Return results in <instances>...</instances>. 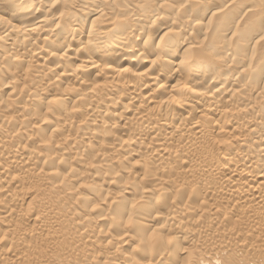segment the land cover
Instances as JSON below:
<instances>
[{"label":"bare ground","instance_id":"1","mask_svg":"<svg viewBox=\"0 0 264 264\" xmlns=\"http://www.w3.org/2000/svg\"><path fill=\"white\" fill-rule=\"evenodd\" d=\"M44 244L264 264V0H0V264Z\"/></svg>","mask_w":264,"mask_h":264},{"label":"rangeland","instance_id":"2","mask_svg":"<svg viewBox=\"0 0 264 264\" xmlns=\"http://www.w3.org/2000/svg\"><path fill=\"white\" fill-rule=\"evenodd\" d=\"M33 66H34V65H33ZM9 99H11V97H10ZM15 109H16V108H15ZM88 118H89V116H88ZM230 140H233V139H230ZM233 143H234V141H233ZM110 151H111V150H108L109 153H110ZM111 153H112V151H111ZM78 169H80V167H79ZM22 176H26V175L23 174ZM96 178L98 179L99 177H96ZM96 178H95V179H96ZM97 179H96V180H97ZM98 180H100V179H98ZM87 181L90 182L91 180H87ZM84 183H86V182H84ZM84 183L81 182L82 186H83ZM85 185H86V184H85ZM85 185H84V187H85L86 190L83 188V189L85 190V191L83 190L84 192L82 191L81 186L76 187L75 190H78V192H80V190H81V193L83 192L82 194L87 193L86 191L88 190V188H87ZM77 188H81V189H77ZM112 188H113V187H110L111 191L114 190V192H115V189H112ZM111 191H110V192H111ZM75 192H76V191H75ZM112 192H113V191H112ZM18 193H19V192H18ZM76 194H77V192H76ZM79 194H80V193H79ZM21 195H23V194L21 193ZM74 196H76V195H74ZM26 202H29L28 198H25V200L23 201V204H24V205H23V204L20 205L21 207L23 206V208H21V207L19 206V208H20L21 210H22V209H25V207L27 206V203H26ZM25 203H26V204H25ZM26 221H27L26 224H30V222H31L30 220H26ZM67 244H68V246H67ZM67 244H64L65 246L62 245L63 247H62V246H59V248L56 249L55 251L61 249V250H59V251H60V252H63L64 250H66V249L69 248L70 244H69V243H67ZM46 245H47V244H44V245H42V246L39 248L40 253H41V252L43 253L42 256H41V254H39L40 256L38 255L39 258H40V260H41V257H43V260H44V258L48 257V256H49V255H48L49 253L51 254V256H54V254L56 255L57 253H58L57 255H60V252H59V251L54 253V252H53L54 250L51 251V252L53 253V254H52V253L50 252L49 246L47 247ZM48 245H49V244H48ZM71 248H72V247H71ZM43 250H44V251H43ZM45 250H46V251H45ZM47 251H48V252H47ZM44 253H46V254H45L46 256L44 255ZM57 255H56V257H57ZM51 256H49L48 258H49V260H52V261H53V258H54L55 256H54V257H51ZM48 258H47V259H48ZM47 259H45V260H47ZM45 260H44V262L41 261V263H42V262H43L42 264H45V263H46V264H52V263H53V262L51 263V261H48V260H47V262H46ZM38 264H40V262H39ZM53 264H54V263H53Z\"/></svg>","mask_w":264,"mask_h":264},{"label":"clouds","instance_id":"3","mask_svg":"<svg viewBox=\"0 0 264 264\" xmlns=\"http://www.w3.org/2000/svg\"><path fill=\"white\" fill-rule=\"evenodd\" d=\"M131 224V221L129 222ZM158 239L157 233H153L150 237L149 240L150 242H155Z\"/></svg>","mask_w":264,"mask_h":264}]
</instances>
